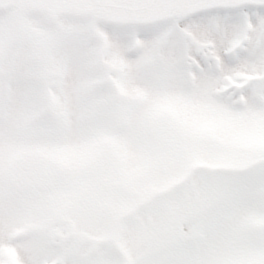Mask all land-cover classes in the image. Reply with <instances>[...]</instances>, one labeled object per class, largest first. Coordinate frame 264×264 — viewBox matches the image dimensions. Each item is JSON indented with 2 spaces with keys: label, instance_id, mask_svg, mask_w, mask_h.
I'll list each match as a JSON object with an SVG mask.
<instances>
[{
  "label": "snow or ice",
  "instance_id": "6c2138e0",
  "mask_svg": "<svg viewBox=\"0 0 264 264\" xmlns=\"http://www.w3.org/2000/svg\"><path fill=\"white\" fill-rule=\"evenodd\" d=\"M0 264H264V0H0Z\"/></svg>",
  "mask_w": 264,
  "mask_h": 264
}]
</instances>
